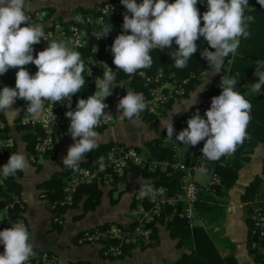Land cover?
Here are the masks:
<instances>
[{"label":"clouds","instance_id":"obj_1","mask_svg":"<svg viewBox=\"0 0 264 264\" xmlns=\"http://www.w3.org/2000/svg\"><path fill=\"white\" fill-rule=\"evenodd\" d=\"M264 7V0H257ZM198 0H121L127 13L123 17L122 33L118 35L112 46L113 64L116 71L122 70L131 76L138 70L148 68L152 64L150 51H163L172 46L173 41L178 50L171 54L176 68H184L198 50L196 41L203 37L209 47L201 52V58L211 65L212 71L219 74L224 60L235 53L240 44V37L249 35L247 23L252 16L245 17L248 0H207L208 10L200 15L196 7ZM26 0H0V76L9 69H16L15 88L4 87L0 90V112H15L12 109L17 99L27 101V113L37 119L45 111L44 101L50 105L69 101L80 92L86 80L82 75L84 63L80 53L70 49L64 42L45 39L43 25L31 24L26 14ZM77 20L81 17L77 16ZM201 20L203 27H201ZM21 25H25L21 27ZM112 31L108 23L99 34L98 39L107 37ZM130 33V34H126ZM45 40L48 47L33 56L34 45ZM33 64L38 71L30 75L25 66ZM107 66V65H106ZM258 81L251 92L259 94L264 86V71H255ZM115 71L107 66L102 78L96 79V92L87 99H79L75 111H68L70 119L69 133L75 143L69 147L63 159L65 168L79 171V165L93 149L98 147V134L94 129L101 118L110 119L105 113L108 107L105 99L112 94L115 86ZM200 89L185 105L190 109L196 102ZM238 80L235 77L222 76L219 96L213 97L209 110L202 118L197 111L187 121V128L180 131L175 141L187 146H196L206 141L202 148L203 157L210 161L219 160L222 156L236 151L238 145L247 138V125L250 122L252 105L244 95L235 91ZM147 108L142 93L128 91L120 99L118 110L121 121L128 119L139 123L140 114ZM180 107L174 111L179 112ZM53 114V107L51 108ZM173 112V113H174ZM135 118V119H134ZM167 138L173 139L174 126L168 117L163 121ZM79 138V139H77ZM100 170H103V158L100 159ZM29 162L22 152L13 153L2 168L0 175L4 178L28 170ZM140 196L156 195V190L146 185L140 190ZM0 244L4 253L0 255V264H27L34 255L30 242V233L23 222L13 224L10 229L0 231Z\"/></svg>","mask_w":264,"mask_h":264},{"label":"crops","instance_id":"obj_2","mask_svg":"<svg viewBox=\"0 0 264 264\" xmlns=\"http://www.w3.org/2000/svg\"><path fill=\"white\" fill-rule=\"evenodd\" d=\"M98 1L101 0H26V10L43 11L45 13L43 25H48L53 19L68 22L73 17L72 13L76 8L90 7ZM136 2L140 4L143 0H136ZM46 17H53V19L48 22ZM211 71L212 67L210 66L202 72L203 75L200 80L191 85L187 94L182 99L169 104L166 111L159 118L153 119L152 116L144 114L139 117V123H133L128 119L121 121L118 118L120 114L115 113L114 115L113 113L114 119L110 126L101 125L94 129L98 134L97 143H108L110 145L113 142H119L128 144L139 151L143 157L149 158L148 141L166 137V129L162 127L163 121L169 117L171 123L174 122L186 110L185 105L207 79L203 90L197 95L195 104L201 100L204 90L210 85L215 74ZM255 71L254 68L251 75L257 77ZM252 86L253 84L249 82L244 84L247 92L251 91ZM107 100L110 101L113 108L117 109L113 93ZM23 101V99L21 102L15 101L12 106L15 112H2V115L4 120L10 123L7 133L14 141L7 160L13 153L22 152L30 165L28 170L16 173L14 180L19 184V188L17 193L9 192V197H15L18 200L19 217L16 219V223L23 222L29 230L30 242L34 251V255L31 256L33 264H43L39 263L38 253L44 250L50 251L55 257L71 264L74 262L88 264H169L174 263L178 258L190 252L193 247L192 241L186 237L181 240L170 238L165 222L154 225L155 239L151 245L146 247L130 246L118 257L104 254L103 250L100 249V245L77 243L75 239L79 232L93 225L110 222L130 223L133 189L152 177H143L140 173L134 174L130 169L125 176V186L123 188H118L116 185L104 186L99 184L97 188L100 194L96 195L94 193L89 196V194L82 193L77 195L74 203L62 208L60 212L62 222L60 224L54 222L53 210H51L50 204L44 197V190L41 185L54 173H65L67 168L63 165V159L66 157L69 147L75 141L72 139L69 130L62 131L57 134L56 148L53 151L46 152L36 162H31L29 159L31 151L26 148V138L23 134L25 131H32L21 129L12 122L21 111ZM179 107L180 111L174 112ZM113 108L110 109L113 111ZM242 151V158L235 171L236 176L232 185L216 197L221 210L212 215L213 217L206 219L198 214L194 206V215L191 221L185 219L189 227L200 226L204 230L220 258H230L231 263L234 264H257L246 247L249 238L247 220L251 205L258 201H264V179L258 184L255 197L252 200L241 201L240 195L245 186L255 176H260L264 142L246 144L242 147ZM82 162L83 164H80L79 168H90L89 166L92 164L86 157ZM223 163L219 164L223 165ZM213 165L214 163L210 164L209 167L213 169ZM195 171L206 174L201 170ZM195 171H193V177ZM195 180L203 184V180ZM64 181H66L65 175ZM2 186V178H0V190ZM261 195L263 197L259 198ZM3 198L0 193V200H3ZM9 223L10 220L5 205L0 208V231L7 229ZM3 253L4 246L0 244V255Z\"/></svg>","mask_w":264,"mask_h":264},{"label":"built area","instance_id":"obj_3","mask_svg":"<svg viewBox=\"0 0 264 264\" xmlns=\"http://www.w3.org/2000/svg\"><path fill=\"white\" fill-rule=\"evenodd\" d=\"M207 7V0H201ZM121 0L105 1L95 6V14H87L81 19L80 24L62 23L59 20H52L48 25H43L45 22V14L40 10H26V14L30 17V23L43 25L45 39L48 41L55 40L64 42L70 49L77 51L79 48L86 46L88 37H92L90 44V54L84 58L83 76L93 86V95L96 92V79L100 78L99 69L107 70L109 60H113L111 52L112 44L103 42L101 44L98 39L100 30L98 25L102 23L105 17L113 14L114 10L121 6ZM25 25H21L24 27ZM59 40V41H58ZM175 42L168 51L174 50ZM33 56L48 47V42L41 40L37 45H34ZM229 59H226L223 71L228 69ZM107 65V66H106ZM30 75H35L38 71L35 65L29 64L25 66ZM256 71H264V59L260 61L256 67ZM17 71V70H16ZM3 76V75H2ZM140 76L144 82V89L136 93H142L147 103V108L140 114H148L155 118H159L165 111L166 107L179 99H182L188 92V83L194 78V75L188 73L184 77H168L162 78L159 72L153 75H147L140 72ZM225 73H220L218 76V84L216 90L211 97H203L194 104L190 109H186L174 122L173 139H168L167 136L162 138V146L170 152L168 157L161 159H149L143 157L139 151L133 146L113 142L105 152L104 167L105 170L97 172L96 168H79V171H74L67 168L68 174L66 181L62 187L61 198L57 201L59 205L69 206L72 203V193L80 184H90L98 182L104 186L116 185L118 188L125 186V176L128 174L131 166L145 168L149 171H160L164 175L175 178L174 188L166 185L151 184L156 190V195L145 197L140 196V190L146 185L136 186L131 195V210L130 223L118 224L110 222L106 225H94L89 230H83L80 236L76 239L77 243H102L103 252L107 255H117L122 251V245L137 244L147 245L150 241V225L156 224L163 214L173 215L186 218L189 222L194 215V202L197 199L198 193L206 190H214V187L220 185L218 174L209 167L213 161L203 157L202 148L206 141H201L196 146L182 145L175 141L176 136L180 131L187 128V121L197 111L202 118L206 119L205 112L211 106L213 97L221 94L220 80ZM108 98V97H107ZM27 101L23 103L22 109L16 116L15 124L18 127L26 128L32 132L39 133L35 136V142L32 147L30 157L31 162H36L46 152L54 150L57 145V134L62 131H68L70 127V119L66 117L68 111H75L76 106L65 100L63 103L50 105L49 101H44L45 111L37 119H33L27 113ZM106 104V102L104 101ZM53 107V114L51 108ZM104 112L111 115L110 119L101 121L98 126L106 125L113 121V111L106 107ZM10 123L5 120H0V168L7 164V154L11 152L14 141L7 133V128ZM167 134V131H166ZM233 154V153H232ZM222 156L218 162L223 163L231 156ZM201 170L207 174L205 183H198L193 177V171ZM3 176L0 175V178ZM17 203L18 200L13 197ZM18 204V203H17ZM181 206L180 210L176 211L177 206ZM51 209H55L54 204H50ZM250 227L248 228L250 242L249 246L255 249L261 258L264 259V208L259 203L251 205L250 211ZM53 221L60 224L61 214L58 212L53 217ZM40 262H52L54 264H71L65 262L52 254L42 253L39 256Z\"/></svg>","mask_w":264,"mask_h":264},{"label":"trees","instance_id":"obj_4","mask_svg":"<svg viewBox=\"0 0 264 264\" xmlns=\"http://www.w3.org/2000/svg\"><path fill=\"white\" fill-rule=\"evenodd\" d=\"M105 1H113V0H104L99 3ZM175 0H168V3H174ZM99 3H95L94 5L86 8L78 7L72 13V18L68 22L62 23H75L80 24L81 19L87 14H95L94 8ZM249 6L245 8L244 16H252L253 20L250 23H247L246 30L249 35L247 38L240 37V44L235 53L229 54L228 69L226 71H221L220 73H225L226 76L235 77L238 80L237 87L234 88L235 91L244 95L245 99H247L251 105L250 112V122L247 125L246 133L247 138L244 142L237 146L236 151L232 154V156L223 163V165L219 164L218 160L213 161V170L218 174L220 178V185L214 187V190H206L198 193L197 199L194 202V206L198 214L203 218H211L212 215L216 214L221 210L219 201L216 198L218 195H221L224 190H227L231 185L236 176V169L240 163L242 147L246 144H252L256 142H264V86H262L259 94H254L251 91L247 92L244 88V83L249 82L254 84L258 81V77L252 76L251 73L256 67V65L264 59V7H262L257 0H248ZM196 7L199 9L200 15H202L208 10V8L204 5L201 0H198ZM127 13L126 8L121 5L119 8L114 10L113 14L105 17L101 24L98 25L100 33L105 25L108 23L112 26V31L107 35V37L100 38L101 44L103 42H108L113 44L115 38L120 35L123 31V17ZM130 15V14H128ZM81 17L80 20H77L76 17ZM201 27H203V21L201 20ZM130 34V33H126ZM92 41V37H88V41L86 46L79 48L77 51L80 53L81 59L84 63V58L90 54V44ZM198 45V50L195 54H193L192 58H190L187 62L186 67L184 68H176L174 66V61L172 59L171 54L178 50V45L175 44L174 50L168 51L167 48L163 51L154 49L150 51L149 55L152 58V64L148 68L140 69L135 74L129 76L125 74L122 70L116 71V66L113 64V60H109L110 68L115 71V86L112 89V93L115 96V104H118L121 98L126 96L128 91L137 92L139 90L144 89V82L140 76V72H143L147 75H153L156 72H159L162 75V78L168 77H184L188 73L194 75V78L188 83V89L193 85V83H197L200 80L202 72L208 69L211 65L207 64L205 59L201 58V52L208 48L210 51H214L209 47L206 40L203 37H200L196 41ZM224 60V61H225ZM105 69H99L100 78L103 76V72ZM219 73V74H220ZM219 74H215L210 82V85L204 90L203 97H211L213 92L216 90V86L218 84V76ZM83 75V73H82ZM86 83L81 88L80 92L73 95L71 98V102L73 105H77L79 99H87L89 96L93 95V86L90 82L85 78ZM16 81V69H9L3 76H0V90L4 87L15 88ZM202 97V98H203ZM18 102H21L22 99H17ZM108 108H113L110 104V101L105 99ZM17 117L14 118V122ZM0 120H4L2 112H0ZM21 128V127H19ZM24 130H29L26 128H21ZM31 131V130H29ZM34 132H24V137L26 138V148L29 151H32V147L35 142V136L39 133L38 129L35 128ZM98 147L93 149L90 153L86 154V158L92 163L90 168H96L97 172H102L105 170H100V159L103 158L104 164V156L105 152L108 148V143H97ZM148 150H149V159H161L168 157L170 152L167 148L162 146V139L156 138L148 141ZM53 151V150H51ZM9 154H7L8 157ZM83 164V162H81ZM130 169L134 174L140 173L143 177L151 176L149 180L140 183L138 185H145L148 183L151 184H161L169 186L170 188H174L175 178H171L169 176L164 175L160 171H149L145 168H138L137 166H131ZM68 170L66 169L64 174L54 173L48 180L42 182V188L44 190V197L48 201L49 204H54L56 213H60L62 208L67 207L66 205H59L57 201L61 198L62 195V187L65 183V178L67 177ZM15 176L4 178L2 177V187L0 193L3 195V200H0V208L6 205L8 218L10 223L7 229H10L13 224L16 223V219L19 217V208L17 207V203L14 201L12 197H9V192L18 191L19 184L14 180ZM264 179V155L261 159V170L260 176H255L244 188L242 194L240 195L241 201L252 200L255 197L256 190L258 188V184L260 181ZM99 183L96 181L90 184H80L78 185L73 193H72V203L77 199V195L82 193L89 194H100V191L97 188ZM71 203V204H72ZM70 204V205H71ZM69 205V206H70ZM50 207V205H49ZM54 210V209H51ZM180 210V209H178ZM169 213L166 212L161 216L158 222L163 221L164 216ZM157 222V223H158ZM250 215L247 220L248 228L250 227ZM166 229L168 231V236L170 238H177L178 240L188 238L192 241L193 247L188 254H184L180 258H178L174 264H234L231 263L232 260L230 258H220L216 253L215 249L211 245L209 239L207 238L204 230L200 226H192L189 227L187 221L184 217L173 214L169 217V219L165 222ZM155 224L150 225V241L147 246L151 245L153 240L155 239V231L153 232V227ZM84 230H89L84 229ZM83 231V230H82ZM81 231V232H82ZM79 236V235H78ZM78 238V237H77ZM76 238V239H77ZM75 239V241H76ZM250 237L246 242V247L248 252L252 255L253 260L257 264H264V259L261 258L260 254L256 252L255 249L250 248L249 246ZM132 246L131 244L122 245V251L117 255H109L111 257H118L123 254L124 250L128 247ZM101 250L104 249L103 246L100 247ZM42 253L52 254L50 251H41L38 253L40 256ZM37 255V256H38ZM73 263V262H72ZM27 264H33V259L29 258ZM73 264H88L85 262H74Z\"/></svg>","mask_w":264,"mask_h":264},{"label":"rangeland","instance_id":"obj_5","mask_svg":"<svg viewBox=\"0 0 264 264\" xmlns=\"http://www.w3.org/2000/svg\"><path fill=\"white\" fill-rule=\"evenodd\" d=\"M101 1H104V0H101ZM100 1H98L97 3H99ZM42 13H43V11H42ZM45 14V13H44ZM50 17V16H49ZM47 18V17H46ZM53 19V17H51V18H47L46 20H48V22H50L51 20ZM55 20V19H54ZM49 24V23H48ZM59 41V40H58ZM225 62V61H224ZM224 66H225V64L223 65V68H222V70L224 69ZM216 74V73H215ZM214 74V75H215ZM203 75V73L201 74V76ZM246 83V82H245ZM244 83V84H245ZM248 83V82H247ZM194 84V83H193ZM187 94V93H186ZM23 102H25V100L23 101ZM171 104V103H170ZM166 109H167V107H166ZM166 109H165V111H166ZM113 112H114V115H115V113H119L120 114V112H119V110H118V108L116 109L115 107L113 108ZM12 122H14V120L12 121ZM113 121H110L109 123H107L105 126H110L111 125V123H112ZM8 129V128H7ZM8 132V131H7ZM35 133V132H34ZM167 136V135H166ZM31 153H32V151H31ZM31 153H30V155H29V159H30V157H31ZM9 154H10V152H9ZM194 178L195 179H197L198 181H202L203 180V183H205L206 182V180H207V176H206V174H202V173H200V172H198V171H195L194 172ZM147 180H149V179H147ZM146 180V181H147ZM145 182V181H144ZM146 185V184H145ZM263 196L261 195V196H259V198H262ZM132 200V199H131ZM257 203H259L261 206H263V208H264V201L262 200V201H258ZM181 208V206L179 205V206H177V208H176V211L178 210V209H180ZM53 216H55L56 215V209H54L53 210ZM169 217H170V214L169 215H165L164 216V219H163V221L162 222H158V223H161V224H163V222H166L168 219H169ZM106 224H108V223H106ZM106 224H104V225H106ZM96 225H101V224H96ZM94 226V225H93ZM93 226H91V227H93ZM91 227H89V228H91ZM87 229V228H86ZM80 233L81 232H79V236H80ZM79 236H77V237H79ZM82 243H88V242H82ZM138 242H136L135 244H131L132 246H141V247H146L147 245H139V244H137ZM90 244H97V243H90ZM97 245H102V243H100V244H97ZM39 263H40V261H39ZM42 263V262H41ZM43 264H54L53 263V261L52 262H43ZM169 264H174V263H169Z\"/></svg>","mask_w":264,"mask_h":264}]
</instances>
